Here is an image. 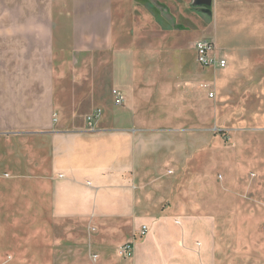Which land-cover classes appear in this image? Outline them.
Returning a JSON list of instances; mask_svg holds the SVG:
<instances>
[{
    "label": "crops",
    "instance_id": "crops-1",
    "mask_svg": "<svg viewBox=\"0 0 264 264\" xmlns=\"http://www.w3.org/2000/svg\"><path fill=\"white\" fill-rule=\"evenodd\" d=\"M195 1L0 0V264H264L263 197L192 194L211 139V73L180 35ZM252 13L219 40L256 47L220 85L264 76V0Z\"/></svg>",
    "mask_w": 264,
    "mask_h": 264
},
{
    "label": "rangeland",
    "instance_id": "rangeland-1",
    "mask_svg": "<svg viewBox=\"0 0 264 264\" xmlns=\"http://www.w3.org/2000/svg\"><path fill=\"white\" fill-rule=\"evenodd\" d=\"M218 1L217 6L214 2L206 5L201 0H196L193 5L187 7L179 25L181 24L182 28L181 37L190 44L183 45L182 48L195 50L197 43L211 42L213 55L223 57L230 65L231 61L227 55H253L256 47L222 44L219 40L228 37L226 30L229 27L241 24L242 18L253 14L254 5L258 0ZM228 2L233 4H226ZM157 20L162 23L163 29L166 27L169 31L174 30L169 22H163L159 16ZM242 24H250V21ZM255 31L252 26L253 34ZM244 36L243 31H237L231 37L237 42ZM195 64L200 71L207 70L211 73L208 89H204V96H199V116L208 119L207 128L211 139L209 155L207 152L200 153L194 159L196 165L193 163V166L203 173H200L197 182L192 184V194H199L198 197L203 202L206 198L222 197V194L226 197L251 200L259 196L264 198V180L256 179L254 174L256 163H261L264 167V122H252L250 117L251 114H264V109L258 108L259 93L255 91L264 89V76L257 78L254 73L245 78L235 76L229 83L219 86L216 85L215 79L223 69L216 66L203 67L196 62ZM250 64L253 65L254 62ZM203 79L206 86V77ZM234 82L240 88L234 89ZM194 167L191 170L188 169L190 167L187 168V175H191L190 171L193 172ZM209 187L214 189L213 192L209 191ZM261 233L264 234V227Z\"/></svg>",
    "mask_w": 264,
    "mask_h": 264
},
{
    "label": "built area",
    "instance_id": "built-area-1",
    "mask_svg": "<svg viewBox=\"0 0 264 264\" xmlns=\"http://www.w3.org/2000/svg\"><path fill=\"white\" fill-rule=\"evenodd\" d=\"M196 61L200 66L210 67L216 66L219 69H225L227 67V61L223 57L214 56L213 53V43L202 41L195 46ZM121 100L116 99V104H120ZM98 117V113L95 114L93 118ZM138 234L140 237H144L147 234V227L142 226L138 229ZM131 252L130 244H126L119 250V254L125 256Z\"/></svg>",
    "mask_w": 264,
    "mask_h": 264
},
{
    "label": "bare ground",
    "instance_id": "bare-ground-1",
    "mask_svg": "<svg viewBox=\"0 0 264 264\" xmlns=\"http://www.w3.org/2000/svg\"><path fill=\"white\" fill-rule=\"evenodd\" d=\"M230 60V59H229ZM232 60V59H231ZM248 60V59H247ZM232 63V62H231ZM247 63H248V61H247ZM233 64V63H232ZM231 64V65H232ZM234 65V64H233ZM228 66V65H227ZM236 66V65H235ZM234 66V67H235ZM228 68V69H227ZM227 68H225V69H227V70H229V68L230 67H227ZM238 68V67H237ZM232 69H233V67H232ZM232 69H230V71L232 70ZM235 69V68H234ZM206 70V69H205ZM224 70V69H223ZM226 70V71H227ZM238 70V69H237ZM237 70H235V72L237 71ZM225 71V70H224ZM232 71H234V70H232ZM227 73V72H226ZM225 72H224V74H226ZM231 73V72H230ZM220 74V73H219ZM234 73H232V75H233ZM215 75V74H214ZM228 75V74H227ZM229 75H231V74H229ZM217 78L215 79V83H216V85H219L220 86V82L221 81H223L225 78H223L224 76H223V73H221L219 76H216ZM230 77V76H229ZM231 78V77H230ZM214 81V80H213ZM228 81V80H227ZM227 81H226V83H227ZM225 82V81H224ZM214 83V82H213ZM205 84V83H204ZM204 84H202V85H204ZM223 83H221V85H222ZM209 86V85H208ZM222 86H224V84L222 85ZM220 89V88H219ZM228 114V113H227ZM229 116V115H228ZM230 122V121H229Z\"/></svg>",
    "mask_w": 264,
    "mask_h": 264
},
{
    "label": "water",
    "instance_id": "water-1",
    "mask_svg": "<svg viewBox=\"0 0 264 264\" xmlns=\"http://www.w3.org/2000/svg\"><path fill=\"white\" fill-rule=\"evenodd\" d=\"M204 4L210 5L212 0H201Z\"/></svg>",
    "mask_w": 264,
    "mask_h": 264
}]
</instances>
